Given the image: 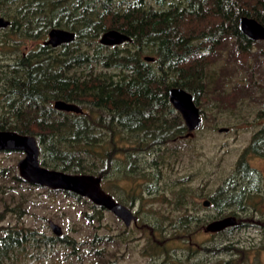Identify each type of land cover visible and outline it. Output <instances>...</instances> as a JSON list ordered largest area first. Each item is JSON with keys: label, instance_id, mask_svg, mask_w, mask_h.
Returning a JSON list of instances; mask_svg holds the SVG:
<instances>
[{"label": "trees", "instance_id": "16d2710c", "mask_svg": "<svg viewBox=\"0 0 264 264\" xmlns=\"http://www.w3.org/2000/svg\"><path fill=\"white\" fill-rule=\"evenodd\" d=\"M242 15L264 25V0H0V16L10 20L1 32L38 41L20 52L14 44L15 56L0 63V97L5 101L0 130L36 136L41 163L49 168L95 174L102 177V184L114 178L134 182L145 178L150 189L160 175L157 169L183 159L184 148H192L189 128L170 101L172 87L190 91L200 108L206 97L236 108L238 101L254 97L255 88L262 89L264 96V41L251 40L240 30ZM53 28L74 31L76 39L58 47L45 45ZM109 29L127 33L132 40L104 45L100 38ZM229 46L235 52L230 51L233 62L248 78L231 90L225 85L228 69L217 68ZM147 56L154 60H146ZM258 71L260 83L255 77ZM58 99L78 103L84 112L58 111L54 107ZM201 112L206 119V110ZM256 115L264 120V106ZM252 157L264 158V123L233 173L209 196L212 204L205 209L216 210L217 216H202L204 208L198 207L195 193L182 185L168 197L170 214L149 211V217L155 218L149 222L152 233L188 240L213 219L224 217L226 208L231 209L226 216L236 215L239 224L215 234L229 235L251 226L264 229V214H259L264 177L250 165ZM14 167L0 168V179L11 176L17 183H27L13 172ZM65 192L88 206L81 215L90 224L101 220L104 207ZM23 196H11L12 202L18 201L17 209ZM132 197V205L142 201L140 194ZM113 242V236L96 230L89 251L82 249L81 254L82 243L72 235L0 225V264L57 259L63 252L96 264H113L111 255L116 252L103 247ZM157 243L164 240L158 238ZM202 249L212 256H234L225 264H249L250 250L239 240L229 238Z\"/></svg>", "mask_w": 264, "mask_h": 264}, {"label": "rangeland", "instance_id": "374dc122", "mask_svg": "<svg viewBox=\"0 0 264 264\" xmlns=\"http://www.w3.org/2000/svg\"><path fill=\"white\" fill-rule=\"evenodd\" d=\"M37 43L38 41L17 38L14 35L5 36L0 29V63H5V60L9 62L15 56L12 48L14 44H17V52H20L27 51ZM259 46L255 45L254 49L257 50ZM230 51L233 52L229 46L217 64V68H226L229 71L225 84L227 90H231L237 84H246L248 81L247 73L240 65L233 62ZM263 65L261 70L264 68ZM259 74L260 71L255 76L258 83L261 82ZM255 89L257 92L254 97H245L243 101H238L239 105L236 108L222 106L210 97L202 100L201 108L206 110L207 117L204 118L201 128L188 137L192 148H184L186 153L183 159L157 169L160 175L156 181L153 180L150 189L146 188L148 181L145 178L135 182L114 178L109 179L107 184L103 183L109 194L134 210L136 220L130 226L107 209L103 211L100 221L90 224L81 215L88 206L79 202L76 197L67 195L63 190L50 192L49 188L31 186L28 182L17 183L11 176L0 179V218L2 217L0 225L30 226L38 229L40 233L53 235L49 223L53 220L62 227L63 234L72 235L82 243L79 249L81 254H84L82 249L89 251L92 234L97 230L100 235H111L116 239V242L103 245L107 250L116 252L111 255L113 264H225V260H230L234 256H212L203 251L202 246L218 244L229 238L231 241H241L250 250L249 264H264V229L262 228L251 226L229 235L201 230L187 240L176 239L172 233L164 239L159 232L153 234L149 226V222L155 220L154 217H149V211L170 214L168 197L172 196L175 188L178 189L182 185L191 187L195 193V202L201 204L199 208L202 206L204 208L200 211L202 216L209 213L215 216L219 214L216 210L205 209L207 207L203 205V201L210 199L209 196L215 193L224 179L233 173L238 159L250 144L254 133L264 123V120L258 119L256 115L264 106L263 91L260 88ZM4 102L0 97V113L5 109ZM222 127H227L229 130L220 131ZM23 156L24 153L21 151H0V168L15 166L13 172L18 174L17 162ZM249 163L264 177V158L252 157ZM177 181L180 183H176ZM21 193L24 196L21 208L17 209L15 204L18 201L15 199V202H12L11 196L18 198ZM135 193L142 196V201L132 205V196ZM259 207L261 208L259 214H264V198ZM24 209L27 211H22ZM230 212L231 209L226 208L223 214L226 216ZM257 224L260 222L258 221ZM167 230L170 232V227ZM158 238L163 239L164 243L159 245ZM156 244L158 247L154 248ZM22 264L96 263L93 259L81 260L78 255L71 257L63 252L57 259L44 257L35 259L34 262L24 261Z\"/></svg>", "mask_w": 264, "mask_h": 264}, {"label": "water", "instance_id": "95a60500", "mask_svg": "<svg viewBox=\"0 0 264 264\" xmlns=\"http://www.w3.org/2000/svg\"><path fill=\"white\" fill-rule=\"evenodd\" d=\"M10 20L0 16V28H6ZM240 30L251 40H264V25L256 18L249 15H242L239 20ZM76 39V33L63 28H53L49 31L45 45L58 47L71 43ZM132 38L117 29L105 31L100 42L107 46L121 45L131 41ZM146 60H154V57L147 56ZM170 101L173 106L182 114L183 119L189 128L188 136L203 125V115L200 106L196 103L194 95L182 88L172 87L169 90ZM54 107L61 111L83 113L84 109L78 103L58 99ZM227 127L220 128V131H228ZM0 151H21L24 156L17 162L18 174L24 180L35 186L47 187L52 190L70 191L78 196L91 200L94 204L113 212L118 218L130 226L136 220L134 211L124 203L117 201L103 187L102 177L90 173H71L60 169L49 168L41 163V149L38 139L34 135L21 134L13 130H0ZM205 207H209L210 199L203 201ZM53 233L63 235L62 227L53 220H50ZM239 224L236 215H227L214 219L208 223L206 232L216 233L235 227Z\"/></svg>", "mask_w": 264, "mask_h": 264}, {"label": "flooded vegetation", "instance_id": "af4514ba", "mask_svg": "<svg viewBox=\"0 0 264 264\" xmlns=\"http://www.w3.org/2000/svg\"><path fill=\"white\" fill-rule=\"evenodd\" d=\"M2 29H3V28H2ZM262 41H264V40H262ZM46 188H47V187H46ZM203 205H204V204H203ZM210 206H211V205H210ZM210 206H209V207H210ZM262 208H263V207H262ZM216 219H217V218H216ZM213 220H214V219H213ZM209 233H211V232H209Z\"/></svg>", "mask_w": 264, "mask_h": 264}, {"label": "bare ground", "instance_id": "6f19581e", "mask_svg": "<svg viewBox=\"0 0 264 264\" xmlns=\"http://www.w3.org/2000/svg\"><path fill=\"white\" fill-rule=\"evenodd\" d=\"M263 42V41H262ZM128 43V42H127ZM102 45V44H101ZM59 111V110H58ZM70 113H72V112H70ZM134 211V210H133Z\"/></svg>", "mask_w": 264, "mask_h": 264}]
</instances>
